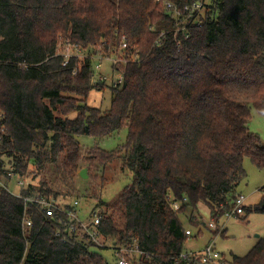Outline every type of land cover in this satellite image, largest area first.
I'll list each match as a JSON object with an SVG mask.
<instances>
[{"label":"trees","instance_id":"trees-1","mask_svg":"<svg viewBox=\"0 0 264 264\" xmlns=\"http://www.w3.org/2000/svg\"><path fill=\"white\" fill-rule=\"evenodd\" d=\"M164 1L0 0V178L13 165L27 183L22 196L0 190V264H109L104 245L82 231L62 236L57 219L24 200L70 197L45 177L34 183L52 164L63 185H73L83 161L106 184L119 167L132 173L116 198L97 205L106 207L99 230L113 251L141 252L129 253V264H192L181 257L193 236L185 224L207 226L201 204L208 219L224 221L246 157L264 169V143L250 128L253 110L264 116V0H209L203 24L177 41ZM124 36L132 59L118 65L124 83L111 87L108 109L91 105L90 92L106 83H93L90 58L64 66L58 40L110 54ZM124 128L121 148L84 155L78 136ZM252 213L264 214V195L244 218ZM221 254L226 264H264V237L243 256Z\"/></svg>","mask_w":264,"mask_h":264},{"label":"rangeland","instance_id":"rangeland-1","mask_svg":"<svg viewBox=\"0 0 264 264\" xmlns=\"http://www.w3.org/2000/svg\"><path fill=\"white\" fill-rule=\"evenodd\" d=\"M63 38L58 40V53H63L65 48ZM86 50V49H85ZM85 52H83L84 54ZM93 64H97V60L93 61ZM102 73L113 77L110 70L109 63L103 61ZM93 83L98 84L93 78ZM98 88V87H97ZM113 93L111 90V81H107L106 88L102 90L93 89L90 92L88 103L94 106L101 107L102 109H108L112 102ZM250 128L255 132L262 143H264V116L252 111V119L250 121ZM128 131L126 128L122 129L119 133H115L111 136L99 139L93 136L80 135L78 140L82 145V151L84 155L88 153V149L99 146L100 148L112 151L121 148L127 140ZM83 168L88 169V178L83 179L80 177L79 172L76 175L73 185H63L62 181H55L56 175H58L57 167L55 164L50 165L41 174L36 176L35 184L39 185L40 180L45 178L50 182L53 190L61 191V193H70L65 198L66 201H71L74 198H78L83 211H91L94 208H98V211H106L105 206H98L101 201L110 202L118 196V194L132 182V173L127 170H122L121 167L114 170V180L109 184L102 182L101 171L95 168L89 170L88 162L83 161L81 164ZM244 168L246 171V178L241 182L238 187V192L245 196L246 206L255 207L258 205L264 195V169L258 168L253 161L246 157L244 160ZM30 171H34V167L30 168ZM33 176V175H32ZM17 179H12L8 186L14 193L20 191ZM62 198V197H60ZM63 199V198H62ZM201 204L199 207V214H203L206 219L210 217L208 208ZM186 223V221H185ZM186 229H192L193 236L188 237L184 242L185 252L200 251L204 249L211 241H215L214 245L218 251L223 253L227 259H231L233 254L245 255L261 237H264V214L252 213L248 215L247 219L237 220L231 219L227 221V231L219 233L216 230H212L207 226H202L201 232H198V228H192L185 224ZM257 235L259 237H257ZM105 247L100 249L101 254L108 260L109 264H116V257L112 246V240L104 237L101 241Z\"/></svg>","mask_w":264,"mask_h":264},{"label":"built area","instance_id":"built-area-1","mask_svg":"<svg viewBox=\"0 0 264 264\" xmlns=\"http://www.w3.org/2000/svg\"><path fill=\"white\" fill-rule=\"evenodd\" d=\"M160 0H158L159 2ZM166 9L169 10L172 15L178 20V23L173 30L174 39L177 41V37L180 33L184 35L185 38L190 36V28L194 26L200 27L203 24V20L206 17L207 6L209 0H194L191 3L185 5H179L171 0H166L163 2ZM164 33L161 34V36ZM65 48L63 53H59L63 57V65L68 66L71 60L78 59L79 61L86 60L90 58L91 64L93 66V78L96 82L107 83L111 81V87L119 88L123 85L125 74L121 73L118 69L119 64H128L132 61L130 55L127 54L128 42L127 37L124 36L120 47L110 54H105L100 49L97 53L89 54L87 49L78 44H73L72 42L66 40L64 41ZM180 44V41H178ZM83 52H85L83 54ZM97 60V64L94 65L93 61ZM103 61L109 63L110 70L112 71L113 77H110L102 73V63ZM73 74H77V69L75 68ZM5 128L1 129L4 131ZM1 141V136H0ZM18 180V185L20 188L24 187L27 183L26 180L20 177L15 171L13 165H8L5 167L4 172L1 174L0 178V190L7 189L10 191L8 186L12 179ZM17 196H22L20 192L14 193ZM26 202H34L41 209V211L51 218L57 219L62 227L61 235L66 237L64 231L68 233H78L82 231L86 233L92 241L98 245H104V236L99 230V225L102 221V213L97 209H92L91 211H83L80 201L78 198H74L71 201H58L55 198H44V197H32L31 199L25 198ZM246 198L242 194L237 195L231 202L230 206L224 211L223 217L224 221H220L218 218H211L206 220L208 228L216 230L219 233L223 232L225 229V222L231 219H241L245 215ZM175 210L180 208V205L174 203ZM23 221V230L26 233L30 227H32V220L27 218V215ZM187 235H191L192 231L190 229L186 230ZM65 239V238H64ZM137 251L141 253L137 246L134 248L127 249L125 247L120 249H114V254L116 257L117 264H129L127 256L129 253H134ZM181 257L184 259L192 260V264H226L224 256L218 251L214 245V241L210 242L204 249L200 251H189L183 252Z\"/></svg>","mask_w":264,"mask_h":264},{"label":"water","instance_id":"water-1","mask_svg":"<svg viewBox=\"0 0 264 264\" xmlns=\"http://www.w3.org/2000/svg\"><path fill=\"white\" fill-rule=\"evenodd\" d=\"M79 175L81 178L87 179L88 178V169L87 168L81 169L79 172Z\"/></svg>","mask_w":264,"mask_h":264},{"label":"crops","instance_id":"crops-1","mask_svg":"<svg viewBox=\"0 0 264 264\" xmlns=\"http://www.w3.org/2000/svg\"><path fill=\"white\" fill-rule=\"evenodd\" d=\"M203 206H204V205H203ZM205 206H206V205H205ZM201 215L204 216L203 214H201ZM244 217H245V215H244L241 219H238V220H242V219H247V218H248V217H247V218H244ZM225 223H226V224H225V229H224V231H223V232H224L223 234H226V231H227V229H228V228H227V222H225ZM257 237H259V236L257 235ZM213 241H214V240H213ZM211 242H212V241H211ZM214 243H215V241H214Z\"/></svg>","mask_w":264,"mask_h":264}]
</instances>
